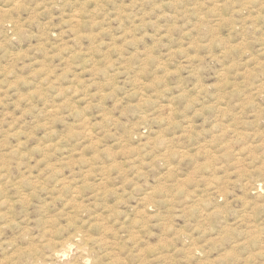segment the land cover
Instances as JSON below:
<instances>
[{"label":"rangeland","instance_id":"374dc122","mask_svg":"<svg viewBox=\"0 0 264 264\" xmlns=\"http://www.w3.org/2000/svg\"><path fill=\"white\" fill-rule=\"evenodd\" d=\"M0 264H264V0H0Z\"/></svg>","mask_w":264,"mask_h":264}]
</instances>
